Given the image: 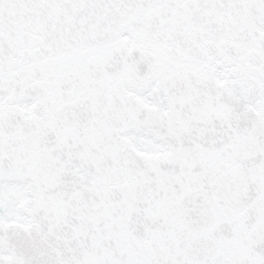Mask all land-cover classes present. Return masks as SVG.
<instances>
[{
  "label": "snow or ice",
  "instance_id": "6c2138e0",
  "mask_svg": "<svg viewBox=\"0 0 264 264\" xmlns=\"http://www.w3.org/2000/svg\"><path fill=\"white\" fill-rule=\"evenodd\" d=\"M0 264H264V0H0Z\"/></svg>",
  "mask_w": 264,
  "mask_h": 264
}]
</instances>
